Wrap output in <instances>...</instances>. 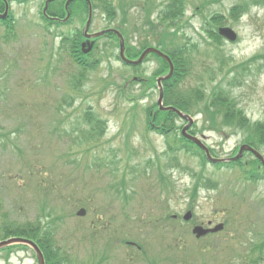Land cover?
Segmentation results:
<instances>
[{"label":"rangeland","instance_id":"obj_1","mask_svg":"<svg viewBox=\"0 0 264 264\" xmlns=\"http://www.w3.org/2000/svg\"><path fill=\"white\" fill-rule=\"evenodd\" d=\"M43 1L28 0L16 6V28L8 38L5 28L0 27V133L6 134L0 136V199L6 211L23 221L46 208L32 184L42 175H33L24 182L6 180L24 171V165L38 162L39 168L57 177L65 175L73 180L79 175L77 183H83L80 197L89 208L65 204V219L56 228L57 239L72 260L70 264H248L249 257L258 255L249 254L251 248L257 249L264 239V181H248L243 171L250 168L218 169L190 147L188 153H179L181 168L166 170L175 186L169 194V187L165 188L168 181L162 183L156 173L147 172L148 159H167L162 154L168 142L175 146L184 142L173 138L181 133V119L167 126L172 133L161 136L151 128L154 121L146 113L147 109L154 110L159 97V89L151 87L149 79L161 68V62L149 57L141 67L128 69L119 60L118 42L111 37L100 38L89 55L90 60L99 61L97 68L88 71L87 79L74 91L73 84L81 77L82 69L71 57L73 39L88 15L79 11L82 4L78 2L70 6V24L49 26L41 18ZM65 1L58 0L54 7L59 14ZM112 1L115 20L104 13L102 0H94L91 31L118 28L124 21L119 5L125 3L129 22L125 26L129 30L126 46L139 45L146 38L141 24L145 0H137L136 6L130 5L132 0ZM242 1L190 0L184 33L192 41L201 42L197 57L211 49L205 43L208 35L203 27L205 23L208 28L214 27L209 19L215 13L227 15L224 24L238 33L236 42L223 41L230 67L264 55V1L256 4L255 0H246L250 1L249 10L238 19L232 18L231 7ZM197 5H204L202 14L196 10ZM196 66L193 56L194 70ZM250 67L243 81L233 88V95L252 121L264 122V59L251 62ZM134 78L137 80L132 82ZM185 80L187 89L198 84L192 74ZM135 96L138 99L131 101ZM89 110L107 123L98 145L93 143L91 151L86 152L88 132L83 130L89 129L85 122ZM196 118L202 129V116ZM57 125L60 129L54 132ZM202 134L218 157L231 156L245 137L244 132L221 134L209 129H203L199 136ZM250 159L247 156L245 160ZM124 174L126 193H121L125 190L119 188ZM201 174L214 184L218 182V188L197 191L196 181ZM247 193L252 196L246 197ZM81 207L88 210L85 217L77 216ZM189 209L194 212V223L215 219L229 224L215 238L198 240L192 234V221L184 224L170 219L173 215L182 218ZM98 210L106 211L102 221L107 218L109 224L105 226L109 229L103 234L102 228L90 229L91 235L87 236L86 229L96 223ZM168 221L169 227L174 226L167 230L164 224ZM1 223L0 218V240ZM124 239L142 246L141 251L123 243ZM20 247L1 251L0 264H38L31 248Z\"/></svg>","mask_w":264,"mask_h":264},{"label":"trees","instance_id":"obj_2","mask_svg":"<svg viewBox=\"0 0 264 264\" xmlns=\"http://www.w3.org/2000/svg\"><path fill=\"white\" fill-rule=\"evenodd\" d=\"M102 1L104 2V13L109 19L115 20L117 18L116 6L113 1ZM261 1L264 0H255V3L258 4ZM189 3L190 0H145L143 7L145 16L142 18L143 20L141 24L144 25L142 32L146 38L142 41L140 46L145 48L153 43L156 44L157 47H160L171 56L175 64L173 78L166 82L167 84H170L174 80L172 85H169L166 88V101L168 104H173L184 111L200 114L202 116L204 124L202 129L197 130V125L195 124L192 128V133H200L203 129L213 130L221 134H225L227 131L244 132V142H248L264 152V122L252 121L247 115L245 109L239 105L236 96L233 95V88L236 87L237 83L243 81L244 73L251 68L250 63L259 59H264V55L260 54L261 56L230 67L229 64L231 60L227 57L226 51L223 49L224 40L217 33L218 27L223 25L225 20L228 21L227 15L215 13L209 19V21L214 22V27L208 28L206 25L207 23H205L203 27L204 32L208 35L205 43L208 47H211V49L207 48L202 57H197V54L200 53L201 42L192 41V39L187 37L184 33L186 27L185 21L188 18L187 13ZM133 4L136 6L138 1L132 0L130 5ZM203 6H196V10L200 11L201 14ZM249 7L250 1L245 0L242 1V3H237L231 7L229 11L230 16L234 19H238L243 13L249 10ZM119 8L122 9L124 13V21L119 27L125 36L128 37L129 30H127L125 26L126 24L128 26L129 22L125 3L120 4ZM15 28L16 24L11 22L9 29L14 31ZM78 48L76 45H73L71 50V55L74 58V61L82 69L81 77L77 78L76 84H73L72 88L74 91L79 90L83 81L87 79V71L95 70L98 65V62L88 60L87 57L83 55L81 46H78ZM140 48L130 47L128 49V55L139 56L141 53ZM193 56L197 59L195 70L193 69ZM157 58L160 60L162 66L159 71L155 73V76L168 70L166 61L162 58ZM225 68H228L226 72H224ZM191 74L196 77L198 84L187 89L185 79ZM239 75L242 79H239ZM152 80L153 82L149 81L150 86L155 87L154 82L156 78L152 77ZM136 99H138L137 96L130 100L135 101ZM137 108L138 104L135 103L133 109L136 110ZM173 115V112H159L156 116V120H158L160 124L174 126L176 121L173 119ZM85 121L90 127L88 130H83L84 132H88L85 134V144L88 146L86 152H90L91 150L89 147H92L93 143L98 145L101 137L105 134L104 124L106 122L100 119V117L93 111L86 112ZM55 127L54 132H57L60 129V125ZM161 130H163V128ZM0 136H6V134L0 133ZM173 138L175 141L180 139L177 134H175ZM176 144L177 145L175 146L173 143H167V148L162 154V156H167L166 160L162 161V158L157 156V160L154 157L147 161V172L148 170H151L153 173H156L159 181L162 183L168 181L165 188L168 189L169 187V194L171 192L170 188L174 191L175 186L173 179L170 178L171 175L169 177L166 174V170L181 168L182 162L179 153L189 152L186 143L182 142ZM259 163L260 162L254 158L247 160L245 163L240 160L232 162L230 163V166H232V168L238 166L241 169H244L247 168L248 164L250 169L243 171L245 178L253 183H258L261 180H264V177H259L261 175ZM38 164V162H34L33 166H31V164L24 165V171H18V174L9 177L6 180L14 182L13 180L15 179L24 182L27 178H32L31 176L33 175H42L40 180L36 182L32 181V184H35L38 188L43 200L46 202L44 204L46 208H44L39 214L20 221L12 217L14 216L13 212L10 214L6 211L3 201L0 199L2 236L4 238L10 236L32 238L44 251L47 264H70L72 260L69 257L67 250L57 239L56 228L57 224L65 219V216L63 215L65 212V204L74 207L87 206L89 208V204L84 202L80 197L82 191H84V188L81 186L83 183H77V180L80 181L79 175L73 180H68L65 175L57 177L54 175V172H50L42 167L39 168ZM134 167L137 169V165H134ZM30 168H32V171ZM125 179L126 174H124L123 179L120 182V189L126 188ZM196 182L197 188L217 187V184H214L212 179L205 177L203 174L198 177ZM120 192L126 193V189ZM196 192L197 191L195 190V195H197ZM125 196L128 200V195L126 194ZM104 213H106L105 210H98L96 223H92L90 228L88 227L86 229L87 236L91 235L90 229L96 231L99 228H102L101 234L108 231L109 227L105 226L106 223L109 224L108 222H105L107 218L102 221L105 216ZM171 218L175 221L172 216H170V219ZM170 227L168 229H170ZM109 239L110 238L107 240ZM106 250H109V248H106L105 251ZM105 251L103 252L104 254Z\"/></svg>","mask_w":264,"mask_h":264},{"label":"water","instance_id":"obj_3","mask_svg":"<svg viewBox=\"0 0 264 264\" xmlns=\"http://www.w3.org/2000/svg\"><path fill=\"white\" fill-rule=\"evenodd\" d=\"M73 0H69L67 5ZM89 24H90V20L88 22V25H87V30H88V27H89ZM108 31H114L115 33H117L121 38H122V35L120 34V32L116 31V30H105V31H101L99 33H95L93 35H90L92 37H96V36H100ZM220 33L221 35L225 36L226 38H228L229 40L231 41H234L237 39V33L230 27H222L220 28ZM89 36V35H88ZM121 45H122V49H121V57L122 59L126 62V63H129V64H133V65H136V64H139L141 63L144 58L147 56L148 53L150 52H154V53H157L158 55H160L161 57H163L164 59H166L169 63H170V66H171V71L170 73L167 75V76H164V77H161L159 78V84L161 86V94H160V99H159V103L162 105V101H163V87H162V84H161V81H164V80H168L171 76H172V73H173V63H172V60L170 59V57L166 54H164L162 51L156 49V48H153V47H150L148 49H146L141 57L138 59V60H131V59H128L125 55V51H124V41L121 40ZM162 108L163 109H170V110H174V111H177L183 118L185 119H188L189 120V124L187 126H185V128L183 129V134L185 137H187L189 140L197 143L201 148H203L207 154V158L211 161V162H226V161H233V160H237L239 159L242 155H243V152L245 150H249V151H252L263 163H264V157L263 155L258 152L257 150H255L253 147H251L250 145H247V144H244L242 145L241 149H240V152L237 156L235 157H232V158H227V159H219V158H214L212 156V154L210 153V150L208 149V147L203 143V141L198 138L197 136H194V135H191L187 132L188 128L190 127V125L194 122L193 118L187 114H183L182 112H180L179 110L175 109L174 107H164L162 105ZM85 210L82 209L79 214H85ZM192 216V212L189 211L186 215H185V219H190ZM223 224H219L217 225L215 228H212V229H206L204 228L203 226H196L194 228V233L200 237V236H203L209 232H216V231H219L223 228ZM17 242H23V243H26L28 245H30L36 252L37 256H38V260H39V264H45V258H44V254L42 252V250L40 249V247L35 243L33 242L32 240L30 239H25V238H11V239H8V240H5V241H1L0 242V248H3L9 244H13V243H17Z\"/></svg>","mask_w":264,"mask_h":264},{"label":"flooded vegetation","instance_id":"obj_4","mask_svg":"<svg viewBox=\"0 0 264 264\" xmlns=\"http://www.w3.org/2000/svg\"><path fill=\"white\" fill-rule=\"evenodd\" d=\"M26 0H0V22L4 23L12 18L14 4L24 3ZM208 225L212 226L213 221H208ZM208 226V227H209Z\"/></svg>","mask_w":264,"mask_h":264}]
</instances>
